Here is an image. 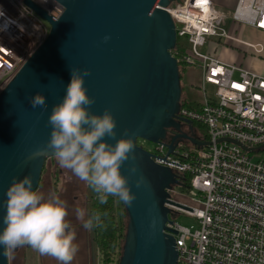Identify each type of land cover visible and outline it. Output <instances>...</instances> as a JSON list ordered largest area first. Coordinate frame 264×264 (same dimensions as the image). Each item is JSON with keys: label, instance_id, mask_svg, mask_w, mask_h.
Masks as SVG:
<instances>
[{"label": "water", "instance_id": "1", "mask_svg": "<svg viewBox=\"0 0 264 264\" xmlns=\"http://www.w3.org/2000/svg\"><path fill=\"white\" fill-rule=\"evenodd\" d=\"M56 1L64 7L58 19L25 0L50 24V31L0 93V231L13 178L30 174L37 190L46 160L55 157L49 151L30 159L50 139L49 116L65 96L71 68H87L91 74L85 77V87L95 99L90 112L102 114L109 109L117 121V136L106 139L115 144L127 129L135 144L136 160L121 167L122 174L129 176L135 200L130 206L122 201L128 220L118 264H177L176 239L168 233H176L167 226L173 223L168 205L187 208L170 192L183 183L171 168L156 163L138 140L167 141L168 154L184 140L208 145L197 139L193 122L179 115L183 89L180 64L172 54L176 24L168 8L182 0ZM105 36L110 37L107 42ZM38 92L46 97V109L31 107L30 98ZM182 122L190 133L182 129ZM132 163L139 166L135 175L129 171ZM141 174L145 183L138 188ZM0 264H9L3 246Z\"/></svg>", "mask_w": 264, "mask_h": 264}, {"label": "built area", "instance_id": "2", "mask_svg": "<svg viewBox=\"0 0 264 264\" xmlns=\"http://www.w3.org/2000/svg\"><path fill=\"white\" fill-rule=\"evenodd\" d=\"M32 1L54 19L64 11L56 0ZM168 10L177 32L172 54L180 65L201 71L203 87L198 108L182 106L179 115L203 126L194 132L208 143L184 140L168 154L164 141L150 151L181 183L190 179L186 200H177L187 208L168 205L177 264H264V74L218 56L231 47L261 56L262 44L244 40L241 27L264 32V0H238L229 28L215 0H182ZM0 11L16 21L0 31L1 93L47 39L50 24L25 0H0ZM180 213L196 219L197 227L177 222Z\"/></svg>", "mask_w": 264, "mask_h": 264}, {"label": "clouds", "instance_id": "3", "mask_svg": "<svg viewBox=\"0 0 264 264\" xmlns=\"http://www.w3.org/2000/svg\"><path fill=\"white\" fill-rule=\"evenodd\" d=\"M0 17H4L2 11ZM14 23L16 21L4 17L0 22V31H7ZM109 39L104 37L105 42ZM90 74L87 68H71V80L66 86L65 96L53 106L49 116L48 123L52 128L50 139L44 147L36 149L30 159H37L51 151L61 168L70 170L99 194L101 204L111 196L130 206L135 194L131 192L129 176L122 174L121 167L129 160H136L134 139L125 129L124 135L115 144L108 142L106 137L117 136V121L109 109L102 114L90 112L91 105L95 103L85 87V77ZM29 102L33 109L47 108L46 97L42 93H36ZM129 171L135 175L139 166L132 163ZM144 183L145 178L141 174L136 186L139 188ZM32 184L29 174L22 179L14 177L7 189L0 246L7 253L27 245L42 255L55 258L59 264H71L79 246L75 243L76 232L67 220V201L54 193L46 197L34 190ZM76 217L83 222L86 230L102 226L98 212L89 215L86 209L77 208Z\"/></svg>", "mask_w": 264, "mask_h": 264}, {"label": "rangeland", "instance_id": "4", "mask_svg": "<svg viewBox=\"0 0 264 264\" xmlns=\"http://www.w3.org/2000/svg\"><path fill=\"white\" fill-rule=\"evenodd\" d=\"M231 21H232V17L231 16L229 17V14H228V17H227L228 28L231 25ZM245 27L246 28L244 27L243 28L246 29V32L244 34V37L242 38L243 39L245 38L246 41L247 39L248 40L253 39L254 35L249 33L250 32L249 30L252 28V26L247 25ZM258 40L262 41L261 39H258ZM261 44L263 46V52L261 55L264 57V43L261 42ZM206 48L207 46L205 47V49ZM209 49L211 50V48ZM248 51L250 52L252 50L249 49ZM242 57H244V54H242L241 58ZM189 69L196 70V68H192V67H188V70ZM185 74L181 76L182 78L181 84H182V89H183L182 99L190 98L195 101H197L196 99H202V97L200 96V92L203 90L202 89L203 87H202V81L200 80V76H199L200 73L194 71L192 72V74L190 75L188 79L185 78ZM205 88L210 94L213 93L214 91V88L210 85H206ZM199 134L201 133L199 132ZM138 143L141 144L146 150L155 152L156 143L143 140V139H139ZM260 158H264V152L261 153ZM257 159L258 157H255V160ZM36 191L43 193L46 197L54 193L57 196H59L60 199L67 201V205H68L67 220L68 221L72 220L73 222L74 221L82 222L78 220L76 217V209L78 207L84 208V204H83L84 195L86 197L88 195V198H89V203L87 207L88 211L86 210L89 215L92 213V201L91 200L94 196L97 195V193H95L83 181H80L78 178H76L70 170L61 168L59 163L56 160V157H51L46 160V163H45V166L42 172L41 181ZM170 192L174 200H179V199L186 200L185 198L186 191L184 189L180 187H173V189ZM75 195H78L76 199L74 197ZM115 212L117 213V215H120V213L122 212L121 214L122 222L123 224L125 223V229L123 231L124 236L121 238V243H122L121 245L123 246L128 219H127V214L125 212V208H124L122 201H119L116 204ZM170 216L173 217V215H170ZM85 218L87 219V216ZM174 218L176 219L177 222H179L182 225H185V226L194 225V227H197L196 219L186 214L180 213ZM93 237H94L93 229L91 231L87 230L86 240H85L84 235L82 237L81 235H79L78 237L76 236L75 243L78 244L79 250L75 258L71 262V264H82V261L84 262V254L87 255L88 264H104L101 259V255L98 252V249L94 242ZM85 241L87 243V251H84L82 248L83 243ZM121 253H122V249H121V252L116 253L113 261L110 264H118ZM57 264H59L58 261H57Z\"/></svg>", "mask_w": 264, "mask_h": 264}, {"label": "trees", "instance_id": "5", "mask_svg": "<svg viewBox=\"0 0 264 264\" xmlns=\"http://www.w3.org/2000/svg\"><path fill=\"white\" fill-rule=\"evenodd\" d=\"M187 66L180 65L181 76L186 73ZM183 107L197 109L200 105L197 101L190 98H183L181 100ZM194 130L201 129L200 124L193 122ZM190 179L188 178L182 188L189 191L188 185ZM92 213L98 212L101 216L102 226L93 228L94 242L97 246L98 252L104 264H110L116 253L121 252L123 246L121 245V238L124 236L125 223L122 222V212L117 215L115 212L116 204L120 201L118 198L109 196L107 202L101 204L99 202V194L92 198ZM127 229V227H126ZM119 263V262H118Z\"/></svg>", "mask_w": 264, "mask_h": 264}, {"label": "crops", "instance_id": "6", "mask_svg": "<svg viewBox=\"0 0 264 264\" xmlns=\"http://www.w3.org/2000/svg\"><path fill=\"white\" fill-rule=\"evenodd\" d=\"M238 3V0H215V4L217 6V8H219L221 11H223L224 13H226L227 15L229 14V17L232 15L234 9L236 8ZM246 28V27H244ZM243 27H241V34L242 37H244V34L246 32V29H244ZM251 34L254 35L253 39L248 40L252 43H264V32L258 31L256 30L254 27H252L249 30ZM245 39V38H244ZM258 39H261L262 41H259ZM246 40V39H245ZM242 54H244V57L241 58ZM221 57L222 60L226 61V62H230V61H235L238 64L243 65L244 67L252 70V71H256V72H260L264 74V57L261 56H256L254 54H252V51H246L245 48L240 47V49H238V51H236V49H234L233 47H231V50L228 51H222L221 53H219V55ZM197 70V71H196ZM189 69L187 68L186 70V74H185V78H189L190 75L192 74V72H198L200 73V80H201V71L196 69ZM201 96V93H200ZM196 99V98H194ZM196 100H200V99H196ZM88 211V208H87ZM86 234L87 232L84 233L85 236V240H86ZM83 250L87 251V243L86 241L83 244ZM26 264H38V254L36 252V250L34 249H30L27 252V262ZM46 264H55V262H52L51 260L47 259V263ZM82 264H88L87 262V255L84 254V262L82 261Z\"/></svg>", "mask_w": 264, "mask_h": 264}, {"label": "flooded vegetation", "instance_id": "7", "mask_svg": "<svg viewBox=\"0 0 264 264\" xmlns=\"http://www.w3.org/2000/svg\"><path fill=\"white\" fill-rule=\"evenodd\" d=\"M182 123H183L182 129L185 132L190 133L189 129H188V125L186 123H184V122H182ZM172 131H173L172 129L169 130V132H172ZM74 197L76 199L78 197V195H75ZM88 203H89L88 195H87V197L84 195V203L83 204H84V209H86V210H87V207H88ZM69 222L71 223L73 230L76 232V236L77 237L79 235H81V237H82L84 235V233L87 232V230L84 229L82 222H78V221H74L73 222L72 220L69 221ZM30 249H31L30 246L24 245V246H21V247H18L16 249H14V250L8 251L9 264H26V262H27V252ZM37 254H38V264H46L47 263V259H49L52 262H55V264H57V260L55 258H53L51 256H47V255H42L39 252H37Z\"/></svg>", "mask_w": 264, "mask_h": 264}, {"label": "snow or ice", "instance_id": "8", "mask_svg": "<svg viewBox=\"0 0 264 264\" xmlns=\"http://www.w3.org/2000/svg\"><path fill=\"white\" fill-rule=\"evenodd\" d=\"M205 2H206V0H205ZM262 26H264V25H262Z\"/></svg>", "mask_w": 264, "mask_h": 264}]
</instances>
